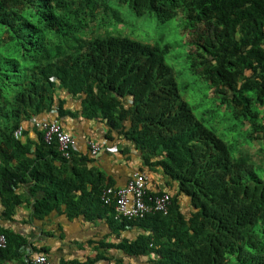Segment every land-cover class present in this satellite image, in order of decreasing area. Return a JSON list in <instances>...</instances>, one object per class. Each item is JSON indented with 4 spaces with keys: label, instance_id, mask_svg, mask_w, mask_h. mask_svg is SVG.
<instances>
[{
    "label": "trees",
    "instance_id": "16d2710c",
    "mask_svg": "<svg viewBox=\"0 0 264 264\" xmlns=\"http://www.w3.org/2000/svg\"><path fill=\"white\" fill-rule=\"evenodd\" d=\"M116 1L160 22L183 17L191 70L247 122L246 138L264 142V0ZM97 3L101 20L123 21L109 0H0L1 217L27 201L19 192L27 186L30 222L53 211L103 217L108 264H264V171L196 119L164 61L167 47L119 33L80 37ZM39 118L103 124L124 165L149 175L147 194L169 195L167 214L116 219L113 201L100 200L115 180L88 152L62 157ZM0 231V260L18 257L26 239Z\"/></svg>",
    "mask_w": 264,
    "mask_h": 264
},
{
    "label": "rangeland",
    "instance_id": "374dc122",
    "mask_svg": "<svg viewBox=\"0 0 264 264\" xmlns=\"http://www.w3.org/2000/svg\"><path fill=\"white\" fill-rule=\"evenodd\" d=\"M109 3L121 12L123 21L115 22L110 16L107 20H101L104 9L100 3H97V6H94L93 18L87 19L91 22L80 37L89 35L91 31L98 35L119 33L120 36L145 44H158L160 48L167 47L164 61L172 68L180 96L189 104L196 119L230 146L233 157L246 156L256 173L262 175L264 142L246 138L249 128L247 122L236 117L233 109L221 102L209 83L191 70V60L188 59L191 33L189 35L188 29L183 27V17L177 16L160 22L153 14L137 15L129 6L116 0H109ZM100 21H109V23ZM259 166L261 172L257 169Z\"/></svg>",
    "mask_w": 264,
    "mask_h": 264
},
{
    "label": "crops",
    "instance_id": "0c3cea01",
    "mask_svg": "<svg viewBox=\"0 0 264 264\" xmlns=\"http://www.w3.org/2000/svg\"><path fill=\"white\" fill-rule=\"evenodd\" d=\"M64 121L66 129L78 140L76 150L81 154H87V152L89 153V141L100 144V152L94 156L91 165L111 176L115 180V184H124L132 169L124 165L122 154H117L112 148L113 146L108 144L104 138L102 134L105 131L104 125L96 124L92 129H89L87 123ZM29 139L35 140V135L30 134ZM21 188L19 192L27 201L15 209L11 218L1 217L2 208L0 205V226L25 238L27 245L20 249L18 257L5 261L0 260V264H30L36 249L40 248H46V255L56 264H80L88 257H99L96 264H108L101 256L103 254L108 256V253L100 242L110 243L112 236L108 233L109 228L103 222V217L92 221L83 218V216L68 219L65 213L53 211L49 212L42 220L33 219L30 222L33 209L32 198L28 194L27 186ZM28 201L30 202L28 203ZM111 263L113 264L114 261Z\"/></svg>",
    "mask_w": 264,
    "mask_h": 264
},
{
    "label": "built area",
    "instance_id": "2783aa9c",
    "mask_svg": "<svg viewBox=\"0 0 264 264\" xmlns=\"http://www.w3.org/2000/svg\"><path fill=\"white\" fill-rule=\"evenodd\" d=\"M49 119V118H48ZM39 118L33 120L37 128L44 132L43 139L47 143L56 142L57 149L61 156L69 158L72 151L77 149V138L68 131L57 119ZM14 135H21L19 127ZM91 156H97L100 152V144L95 141L88 143ZM149 177L138 170H131L128 178L122 185L107 186L100 194V200L104 205L114 203L116 219H135L144 217L148 213L160 212L167 214L170 205V198L167 193L160 195H148L147 187ZM6 238L0 231V249L5 248ZM31 264H56L44 253L35 254L31 258Z\"/></svg>",
    "mask_w": 264,
    "mask_h": 264
}]
</instances>
